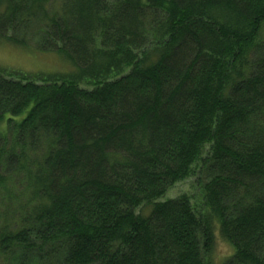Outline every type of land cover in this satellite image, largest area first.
Wrapping results in <instances>:
<instances>
[{"label":"trees","instance_id":"16d2710c","mask_svg":"<svg viewBox=\"0 0 264 264\" xmlns=\"http://www.w3.org/2000/svg\"><path fill=\"white\" fill-rule=\"evenodd\" d=\"M2 46L62 67L0 64V264H264V0H0Z\"/></svg>","mask_w":264,"mask_h":264},{"label":"rangeland","instance_id":"374dc122","mask_svg":"<svg viewBox=\"0 0 264 264\" xmlns=\"http://www.w3.org/2000/svg\"><path fill=\"white\" fill-rule=\"evenodd\" d=\"M29 49H34L35 42H30ZM28 52L27 50H20L11 46L0 47V64L16 70H21L25 72H37V71H52L60 70L62 67L61 61L55 57L54 54L49 53L50 56H42ZM7 119L5 116L0 121V133H5L7 131ZM19 120V119H16ZM191 181H185L177 184L173 189H171L166 198L172 199L176 198L182 193H187L189 191V185ZM231 253L230 248L223 243L218 241L215 248L216 258L222 260L223 258L229 256Z\"/></svg>","mask_w":264,"mask_h":264}]
</instances>
